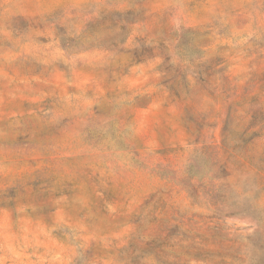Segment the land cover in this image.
Listing matches in <instances>:
<instances>
[{
  "label": "rangeland",
  "instance_id": "374dc122",
  "mask_svg": "<svg viewBox=\"0 0 264 264\" xmlns=\"http://www.w3.org/2000/svg\"><path fill=\"white\" fill-rule=\"evenodd\" d=\"M0 264H264V0H0Z\"/></svg>",
  "mask_w": 264,
  "mask_h": 264
}]
</instances>
